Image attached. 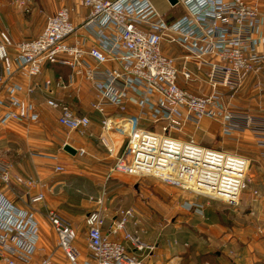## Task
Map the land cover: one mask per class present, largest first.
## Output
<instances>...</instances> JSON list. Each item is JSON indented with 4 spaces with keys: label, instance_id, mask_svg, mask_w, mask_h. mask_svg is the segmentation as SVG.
Masks as SVG:
<instances>
[{
    "label": "built area",
    "instance_id": "1",
    "mask_svg": "<svg viewBox=\"0 0 264 264\" xmlns=\"http://www.w3.org/2000/svg\"><path fill=\"white\" fill-rule=\"evenodd\" d=\"M68 1L71 6L46 16L34 39L14 43L7 32H0V84L5 94L0 97V126L39 123L32 97L40 94L45 106L57 112L55 122L67 138L96 139L105 149L113 161L109 174L155 178L163 173L170 182L158 179L162 182L239 207L250 182L248 159L179 134L186 127L209 134L200 127L206 120L216 125L221 137L236 141V131H249L264 146V120L256 121L230 105L248 76H253L255 89L264 90V6L245 0H176L183 13L166 22L149 0ZM17 5L29 12L25 0ZM76 9L84 12L77 24L72 20ZM171 45L182 54L175 57L166 49ZM47 65L66 66L70 72L66 79L37 81ZM14 76L27 84L11 82ZM178 77L198 88L205 85L208 92L192 94L177 85ZM82 84L92 91L88 108L100 118L98 134L90 130V114L54 98L57 90L78 94ZM129 107L135 111L129 112ZM113 132L125 139L121 149L110 137ZM71 144L65 141L63 147ZM75 150L76 155L86 154L83 148ZM30 156L52 163L55 174L64 172L57 154L34 151ZM11 180L27 190L41 189L30 198L31 204L43 202L46 191L51 193L46 184L13 174L12 166L0 161V186ZM96 203L98 208L84 217L86 255L75 243L72 226L54 210L46 212L59 252L49 254L39 249L34 213L16 207L0 191V264H153V245L127 229L129 223H139L134 211L119 209L106 222V209L100 199ZM245 207L254 234L264 235L261 192L251 190Z\"/></svg>",
    "mask_w": 264,
    "mask_h": 264
},
{
    "label": "crops",
    "instance_id": "2",
    "mask_svg": "<svg viewBox=\"0 0 264 264\" xmlns=\"http://www.w3.org/2000/svg\"><path fill=\"white\" fill-rule=\"evenodd\" d=\"M17 1L20 0H0V32H7L14 43L36 38L43 29L46 16L55 13L63 6L72 5V2L68 0H25L29 8V12L26 13L17 5ZM179 8L180 12L178 11L174 18L163 17V19L166 22L174 21L183 13V9L180 6ZM23 13L26 14L27 20H24ZM83 14V10L76 9L72 15L73 22L79 23ZM173 51L171 53L175 57L180 56L178 51ZM14 54L15 51L11 49L10 55ZM179 64L180 62L177 61V68H179ZM68 74L64 73L62 69L47 65L43 69L41 76L37 78V81L41 82L43 79L57 78L59 76L66 79ZM10 81L22 86L27 84L26 80L18 76H14ZM177 85L192 94H206L208 92L205 85L198 88L195 84L183 82L180 77L177 78ZM248 86L249 80L246 78L240 92L230 101V105L237 112L248 113L256 121H263L264 96L260 100L251 98ZM80 88V93L78 94L69 90H57L54 98L71 104L74 110L80 114H90V130L94 134H98L100 118L97 114L90 112L88 108L92 99V91L86 84H82ZM0 97H5L2 84H0ZM32 99L40 112L39 124L28 125L9 122L5 126H0V161L11 165L13 174L46 184L51 189V193L46 191V197L43 202L31 204L30 198L41 190L38 186L27 190L14 180H11L9 185L0 186V191L16 207L32 211L39 223L40 234L42 231L47 234V231L52 227L46 218V212L54 210L59 216L64 215L58 206H60V200L63 199L61 195H63L67 184L62 180L63 178L53 172L54 165L52 163L30 156L31 152L38 150L53 153L56 148V143L53 142L56 139L51 136L50 127L42 122L45 121L46 123L49 116H51V119L55 118L57 112L49 110L45 106L44 97L40 94H35ZM260 102L263 108L256 110L257 104ZM109 111L115 113L116 110L110 108ZM134 111L133 107H129V112ZM200 125L201 129L210 128L212 133L218 134L215 124L204 120ZM198 133L204 135L202 131ZM212 133L207 134V136H212ZM116 135L118 134L113 132L110 137L115 138ZM235 135L236 142L240 140L250 141L251 148L255 150V159L264 169V146L259 144L263 140L249 131L238 130ZM97 145L96 139L74 137L71 146L75 149L83 148L86 152L83 156L70 155L72 158H81L78 162L85 171V174H76L75 180L92 181L93 178L103 175L102 172H105L107 168L108 170L104 175H110L109 169L113 161L107 158V155L104 157L98 156L96 153ZM117 148H121L118 143ZM57 155L60 158V162L64 163V156L61 154ZM238 155L250 161L246 155ZM256 177L260 181V185L264 186L260 176L257 174ZM240 198V204L245 207L247 196L241 195ZM236 211L237 208L234 209L225 204L224 206L210 207L205 204L201 208V215L196 220H194L192 212L191 214L188 213L189 217L185 220H175L166 224H159L155 221L139 222L137 233L143 241L153 245L151 258V263L153 264H264V235H255L253 225L250 223L246 213L242 214ZM232 212H234V217L230 215ZM84 216H65L66 220L61 217L72 226L79 240H83V238L86 240V227L84 226L85 231L81 232L78 226L80 222L82 223ZM127 229L131 231V223L127 225ZM54 253L57 254L58 252L55 251Z\"/></svg>",
    "mask_w": 264,
    "mask_h": 264
},
{
    "label": "rangeland",
    "instance_id": "3",
    "mask_svg": "<svg viewBox=\"0 0 264 264\" xmlns=\"http://www.w3.org/2000/svg\"><path fill=\"white\" fill-rule=\"evenodd\" d=\"M245 1L249 3H255L261 7L264 6V0ZM149 2L152 4L157 13H159L164 18H174V15H176L178 11L180 12L179 5H174L171 7L166 2V0H149ZM23 17L24 20H27L25 13H23ZM166 49L171 50L172 52H174L173 50H176L180 53L179 55L182 54L181 50L177 46L171 45ZM260 78L264 82V76H260ZM247 79L249 80L248 90L250 91L251 98H256L259 100L262 99V96H264V90L259 91L252 86L254 79L253 76H248ZM241 88L237 91L236 95L240 92ZM257 106L258 107L256 110H261L263 108V106H261V102L258 103ZM54 119L55 118L51 119V116H49L46 123L45 121L42 123L50 127L51 136L56 139L53 141L56 143V148L53 153L64 156L65 162L62 163L64 166V172L57 174L59 177L63 178L62 180H64L67 184L63 195H61L63 196V199L60 200V206H58V208L64 214L62 216L60 215L62 218L65 219V216H82L85 215L86 212L97 209L98 204L96 202L99 199L102 202V208L106 209L105 213L107 214V220L112 215H115L119 209L132 208L136 212V220L140 223L144 221H155L159 224H166L167 222L175 220H185L189 217L188 213L191 214L192 212L193 217L195 218L194 220H196L197 217L201 215V208L205 204H208L209 207L224 206V204L218 200L210 199L205 196L193 194L190 191L184 189L176 188L175 186L162 182L154 177H135L121 173H113L105 176L104 174L108 168L105 172H102L105 177L100 175L98 178H93L92 181H86L84 179L79 181L75 180L74 177L76 174H85V171L81 168V164L78 162L81 160V158H72L70 157V154L63 151L62 147L64 142L67 141L71 144L73 140L71 138H67L66 131L62 129V127L58 126L56 122L54 123ZM38 124L39 123L34 125ZM198 132V130H194L192 127H186V130L179 134V137L191 135L195 142L201 145L219 148L223 151L236 152L249 157L250 161L247 169V178L250 179V182L247 184V188L242 192L241 195L246 197L251 190L255 189L260 191L264 198V186L260 185V181H258L256 177L258 174L261 178V182H264V169L256 161L255 150L251 148L252 145L250 141L247 140L246 142L240 140L236 142L234 140L221 137L215 132L212 133V130L210 131L212 136H207L206 133H203L204 135H202ZM118 136L119 135H116L115 138L112 137V140L116 141L122 148L125 143V139L124 137ZM36 152L47 153V151L42 150H38ZM96 153L101 157L107 155L105 149L99 143L96 146ZM157 176L161 178L160 174ZM237 211L242 214L246 213L247 215V209L246 207H243L242 204L237 207ZM230 215L234 217V212L230 213ZM78 226L80 227L81 232L85 231L84 218L82 223L80 222ZM138 226L139 223H136V225L131 223V232L138 231ZM75 243L81 250L82 254L86 255L87 250L85 238H83V240H79V237L76 235ZM39 249H44L45 252L49 254L55 251L58 252L56 247V235L52 228L47 231V234H45L43 231L40 234Z\"/></svg>",
    "mask_w": 264,
    "mask_h": 264
},
{
    "label": "water",
    "instance_id": "4",
    "mask_svg": "<svg viewBox=\"0 0 264 264\" xmlns=\"http://www.w3.org/2000/svg\"><path fill=\"white\" fill-rule=\"evenodd\" d=\"M166 2L170 6L176 5V0H166ZM63 151H65L66 153L70 154L71 156H75L76 155V150L74 148H72L71 146H69V145H64Z\"/></svg>",
    "mask_w": 264,
    "mask_h": 264
},
{
    "label": "trees",
    "instance_id": "5",
    "mask_svg": "<svg viewBox=\"0 0 264 264\" xmlns=\"http://www.w3.org/2000/svg\"><path fill=\"white\" fill-rule=\"evenodd\" d=\"M51 66H53V68L64 70V73H69L70 72V69L68 67H66V66H59V65H51Z\"/></svg>",
    "mask_w": 264,
    "mask_h": 264
},
{
    "label": "bare ground",
    "instance_id": "6",
    "mask_svg": "<svg viewBox=\"0 0 264 264\" xmlns=\"http://www.w3.org/2000/svg\"><path fill=\"white\" fill-rule=\"evenodd\" d=\"M159 174H160L161 178H159L157 176ZM154 176H155L156 179H163V180H165V179L167 180L168 179V177L163 176V173H157V174H154ZM166 182H170V180H167Z\"/></svg>",
    "mask_w": 264,
    "mask_h": 264
}]
</instances>
